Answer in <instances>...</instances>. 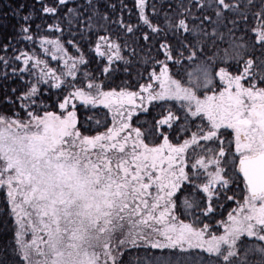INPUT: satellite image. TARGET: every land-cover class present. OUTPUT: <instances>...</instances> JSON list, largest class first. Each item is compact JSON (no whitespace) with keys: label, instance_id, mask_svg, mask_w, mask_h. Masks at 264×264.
Segmentation results:
<instances>
[{"label":"snow or ice","instance_id":"snow-or-ice-1","mask_svg":"<svg viewBox=\"0 0 264 264\" xmlns=\"http://www.w3.org/2000/svg\"><path fill=\"white\" fill-rule=\"evenodd\" d=\"M36 2L0 44V264H264V0Z\"/></svg>","mask_w":264,"mask_h":264},{"label":"trees","instance_id":"trees-1","mask_svg":"<svg viewBox=\"0 0 264 264\" xmlns=\"http://www.w3.org/2000/svg\"><path fill=\"white\" fill-rule=\"evenodd\" d=\"M112 2L119 3V0H112ZM127 2L131 5V0H127ZM39 8L40 5L36 2V0H0V44L7 42V38L18 37V28L20 24L23 23L21 17L32 9L37 10V14L32 20L33 29H35L36 24H40L42 28H45L46 23H52V20L48 17H41ZM12 43L13 47L22 50H32L34 47L35 51L41 56V58L49 61L51 67L57 68L60 66L57 61L51 59L50 55L44 56L38 42L33 45L32 42L13 39ZM2 55H4V53L0 51V56ZM8 55H12L11 50H9ZM17 63L19 64L20 62ZM20 66L22 67L23 65L20 64ZM3 71V67L0 66V72ZM7 71L10 74L11 68L7 69ZM28 78L27 74H25L24 79L27 80ZM13 87L23 88L24 85L19 78L10 76L7 80H5L2 76H0V99L3 98L6 90Z\"/></svg>","mask_w":264,"mask_h":264}]
</instances>
